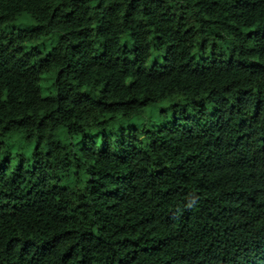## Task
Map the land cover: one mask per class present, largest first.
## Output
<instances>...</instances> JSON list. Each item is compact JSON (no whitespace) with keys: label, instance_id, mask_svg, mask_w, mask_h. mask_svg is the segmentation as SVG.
Here are the masks:
<instances>
[{"label":"trees","instance_id":"trees-1","mask_svg":"<svg viewBox=\"0 0 264 264\" xmlns=\"http://www.w3.org/2000/svg\"><path fill=\"white\" fill-rule=\"evenodd\" d=\"M0 264H264V0H0Z\"/></svg>","mask_w":264,"mask_h":264},{"label":"rangeland","instance_id":"rangeland-1","mask_svg":"<svg viewBox=\"0 0 264 264\" xmlns=\"http://www.w3.org/2000/svg\"><path fill=\"white\" fill-rule=\"evenodd\" d=\"M29 23H20L17 22L16 27H24L26 30L30 28L28 26ZM41 82H43V79H41ZM40 89L43 91V86L41 84ZM165 106L163 104H159L153 107H150L146 110H144L141 114L136 115L135 117H132L131 119L127 121H123L119 123L115 130L119 131H131V130H140L142 128H147L149 130H159L167 124L171 123V120L168 119L162 120L160 118V112H164ZM115 131H106L104 132L105 135H113Z\"/></svg>","mask_w":264,"mask_h":264}]
</instances>
